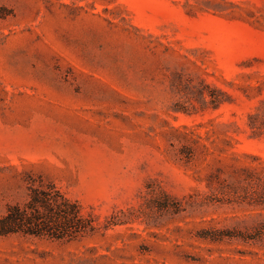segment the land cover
<instances>
[{
  "label": "rangeland",
  "instance_id": "374dc122",
  "mask_svg": "<svg viewBox=\"0 0 264 264\" xmlns=\"http://www.w3.org/2000/svg\"><path fill=\"white\" fill-rule=\"evenodd\" d=\"M49 181L95 229L0 264H264V0H0V216Z\"/></svg>",
  "mask_w": 264,
  "mask_h": 264
},
{
  "label": "trees",
  "instance_id": "16d2710c",
  "mask_svg": "<svg viewBox=\"0 0 264 264\" xmlns=\"http://www.w3.org/2000/svg\"><path fill=\"white\" fill-rule=\"evenodd\" d=\"M94 229L92 217L51 181L30 185L27 199L22 204L8 205L0 216V235L18 233L72 241Z\"/></svg>",
  "mask_w": 264,
  "mask_h": 264
}]
</instances>
